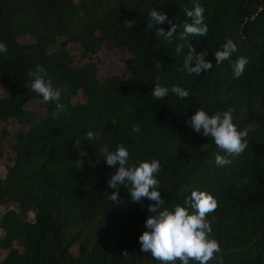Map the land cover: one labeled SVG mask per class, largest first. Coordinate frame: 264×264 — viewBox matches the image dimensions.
Segmentation results:
<instances>
[{
  "label": "trees",
  "instance_id": "1",
  "mask_svg": "<svg viewBox=\"0 0 264 264\" xmlns=\"http://www.w3.org/2000/svg\"><path fill=\"white\" fill-rule=\"evenodd\" d=\"M194 2L205 9L207 37L168 43L155 35L157 28L170 30L167 22L147 29L155 7L180 25L178 35L185 21L191 23L184 8ZM226 38L238 45L233 61L248 58L238 79L229 61L215 64ZM0 42L8 48L0 53V153L8 161L0 175V251H6L0 264H159L139 242L146 219L155 215L147 211L153 202H132L121 186L117 206L108 199L116 190L107 185L115 169L103 176L96 168L100 146L115 150L119 143L131 162L159 160L154 175L164 208L183 205L194 189L217 199L207 219L224 264H264V0H0ZM107 42L129 53L126 77L101 78L93 58L74 66L76 56L87 58ZM71 43L80 51L71 53ZM180 43L186 47L178 55ZM187 44L206 54L210 71H178ZM36 64L55 86L67 84L60 100L67 111L58 118L52 116L55 104L25 85ZM157 76L162 86L179 84L189 96L154 98ZM30 102L39 106L29 109ZM197 108L209 114L231 108L234 123L248 130V148L229 157L230 164L218 167L213 153L220 149L186 123ZM11 119L22 128L11 130ZM88 131L97 139L86 140ZM8 137L12 145L5 150Z\"/></svg>",
  "mask_w": 264,
  "mask_h": 264
},
{
  "label": "clouds",
  "instance_id": "2",
  "mask_svg": "<svg viewBox=\"0 0 264 264\" xmlns=\"http://www.w3.org/2000/svg\"><path fill=\"white\" fill-rule=\"evenodd\" d=\"M184 11L191 23L185 21L182 25L183 30L178 35L177 29L180 25L168 19L167 13L157 11L155 7L150 12L147 29H153L155 25L167 22L170 30L157 28L155 35L163 37L168 43H172L174 38L186 41L189 36L207 37L208 27L204 22L205 9L198 2H194L191 10L185 7ZM185 47L183 43L177 44L176 53L182 54ZM187 49L190 51L184 57L183 66L178 71L199 76L212 69L213 63L205 58V53L197 54L192 44H187ZM237 51L238 45L234 39L226 38L220 49L214 53L216 66L222 65L225 61L230 62L233 79L240 78L248 64V58L245 56H239L234 61L231 59ZM7 52V45L0 42V53L7 54ZM156 69H161L160 62L156 63ZM27 75L29 81L25 83L26 87L41 96L45 103L55 104V110L52 112L54 118H58L61 113L67 111V106L60 103L62 93L68 90L67 84L55 86L50 78H46L47 69L42 64H36ZM159 79L157 76V82L151 92L154 98L163 99L169 92L181 99L189 96V90L179 84L169 88L162 86ZM186 123L195 132L212 138L217 148L220 149L219 152L213 153L218 167L230 164L229 157L239 156L248 148V130L246 128L241 130L234 123L231 108L215 114H209L205 109L197 108L194 109V114ZM132 131L139 133L141 126L134 124ZM85 139L94 141L97 135L88 131ZM75 144L80 146V140H76ZM99 151L102 157L106 158L107 165L115 169L114 174L107 181L108 188L116 190L108 197L112 203L115 202L117 206L121 204L119 195L121 186L127 189L132 202L141 203L144 198L153 202L147 206V211L155 215L149 216L145 221L147 230L139 236L140 251L150 252L151 257L159 264H177V262L179 264H190V262L209 264L212 260H215L216 264H224V252L219 242L213 237V228L207 219L208 214L218 207L217 199L210 192L194 189L183 205L176 204L172 209L164 208L165 200L159 191L160 181L154 175L160 172L159 160L137 158L131 162L129 150L123 143L117 144L115 150H110L108 144H103ZM221 152L226 155H222ZM82 155H87V153H82ZM117 163H119L118 168ZM127 254L125 251L124 255Z\"/></svg>",
  "mask_w": 264,
  "mask_h": 264
},
{
  "label": "rangeland",
  "instance_id": "3",
  "mask_svg": "<svg viewBox=\"0 0 264 264\" xmlns=\"http://www.w3.org/2000/svg\"><path fill=\"white\" fill-rule=\"evenodd\" d=\"M68 48L71 53L79 52V45L75 43L69 44ZM129 53L122 47L113 45L109 42L105 43L100 51L96 53H89L87 58H81L79 56L75 57L74 66H82L89 58L94 60H99V76L101 78L109 77L111 75H119L121 77L127 76V59L129 58ZM5 90L0 84V94H4ZM81 99H84V95L81 94ZM37 102H30L27 104V108L31 109L38 107ZM4 125V122L0 119V132L1 128ZM8 127L11 130H19L22 128V125L15 119H11L8 123ZM12 145L11 137H8V144L5 150H9ZM8 163L5 154L0 153V175L5 176L6 164ZM109 167L106 163V158L102 157V154L99 155L97 159L96 168L99 171L100 175H105L108 173ZM31 219L34 218V214L30 213ZM3 234V230L0 229V236ZM78 247H74V251L77 252ZM6 255V251H0V260L3 259Z\"/></svg>",
  "mask_w": 264,
  "mask_h": 264
}]
</instances>
